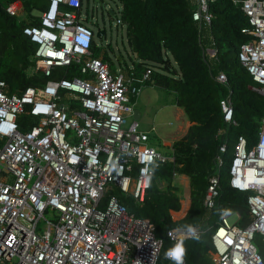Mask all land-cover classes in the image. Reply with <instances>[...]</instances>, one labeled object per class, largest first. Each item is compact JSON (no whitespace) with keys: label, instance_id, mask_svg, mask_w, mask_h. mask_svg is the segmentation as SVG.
<instances>
[{"label":"built area","instance_id":"1","mask_svg":"<svg viewBox=\"0 0 264 264\" xmlns=\"http://www.w3.org/2000/svg\"><path fill=\"white\" fill-rule=\"evenodd\" d=\"M18 1L7 5L11 14L20 9ZM191 1L192 18L199 26L210 24L212 0ZM232 1L248 18L242 31L249 38L240 44L239 60L253 79L251 88L264 96V0ZM38 15L40 23L25 25L23 32L37 46L30 71H41L46 82L10 92L0 79V264H157L163 241L154 222L129 210L113 191L142 202L154 166L174 159L172 143L164 149L149 144V131L133 116L132 97L143 85L133 82L149 78L151 68L138 78L94 56L95 30L85 22L90 13L82 0H47ZM204 48L215 57L214 41ZM73 63L82 75H59ZM215 77L227 80L224 71ZM219 104L224 122L236 123L230 97ZM24 114L36 122L22 129ZM226 147L224 141L219 145L217 164ZM229 183L247 192L250 220L239 224L237 211L231 223L232 211L222 208L211 232V264H264L254 241L256 233L264 241V115L251 147L244 134L237 136ZM219 191V174H211L207 208ZM178 228L167 229L172 241L180 237Z\"/></svg>","mask_w":264,"mask_h":264},{"label":"trees","instance_id":"2","mask_svg":"<svg viewBox=\"0 0 264 264\" xmlns=\"http://www.w3.org/2000/svg\"><path fill=\"white\" fill-rule=\"evenodd\" d=\"M14 1L17 0H0V79L7 82L10 92L22 91L29 85H42L47 80L41 71H30L37 46L23 32L25 25L40 23L38 13L45 8L47 0H19L21 8L11 14L7 5ZM120 3L118 16L126 26L130 63L121 52L114 54L110 42L108 48L112 50L102 51L93 39L92 54L108 61L111 69H116L118 61L127 74L138 78L151 68L149 78L135 79L133 83H149L173 91L175 103L183 108L190 123L172 142L174 159L154 166L151 185L142 202L129 193L113 191L129 210L154 222L155 234L163 241L157 264L170 262L164 253L176 242L169 238L167 229L186 224L203 226L199 241L185 240L187 264H211L214 249L211 232L222 208L240 212L238 223L241 225L250 220L247 192L229 183V166L237 136L244 134L251 147L264 115V96L251 88L253 79L238 57L240 44L249 38L242 31L248 18L232 0L210 2L213 17L209 26L216 48V66L218 72L224 71L227 77L223 83L216 79L218 72L214 73L206 58L200 26L192 18L195 5L191 0H120ZM84 4L88 10L82 0V6ZM108 13L112 14L109 10ZM59 75L82 74L79 65L73 63L64 66ZM225 95L233 103L236 123L226 124L223 120L219 100ZM19 121L24 129L31 127L36 118L24 114ZM222 127L225 131L220 135L218 130ZM223 141L227 147L222 153L223 161L217 164L215 157ZM175 173L189 177L190 199L185 214L176 219L171 211L181 209V199L178 185L173 181ZM214 173L219 174L220 191L215 205L207 208L203 198L209 176ZM258 237L256 233L254 241L264 259V244Z\"/></svg>","mask_w":264,"mask_h":264},{"label":"rangeland","instance_id":"3","mask_svg":"<svg viewBox=\"0 0 264 264\" xmlns=\"http://www.w3.org/2000/svg\"><path fill=\"white\" fill-rule=\"evenodd\" d=\"M84 2L90 13V16L85 21L87 25L95 31L99 27H103L106 30L102 37L94 35V39L100 44L102 51L112 50L108 48V42H110L113 46L114 54L121 52L127 62L130 63V57L128 56L130 48L127 41L126 26L116 21V14H118L121 4L120 0H84ZM16 4L21 8L20 1L16 2ZM109 6H112L115 10L111 15L108 13ZM96 22L99 23V26L95 24ZM200 34L203 45L206 48L212 47V33L208 23H200ZM206 58L214 73H217L216 58L209 53H206ZM121 66L116 61V67ZM135 108L141 110L138 127L149 131L148 143L155 147H166V144L169 143H163L165 140L172 142L179 137L181 130L184 131L188 126V120L186 121L187 117L183 108L175 103L174 92L162 87L149 83L143 84L140 93L136 96ZM181 109L182 112L180 111ZM129 119L131 121V117ZM180 126H182L181 129ZM173 181L179 185V195L182 199L181 207H185L189 194L187 188L181 182V174H176ZM174 215L177 216V214ZM235 219L236 216L231 212L228 216L229 222L233 223ZM258 236L259 242L264 244L262 235L258 234Z\"/></svg>","mask_w":264,"mask_h":264},{"label":"clouds","instance_id":"4","mask_svg":"<svg viewBox=\"0 0 264 264\" xmlns=\"http://www.w3.org/2000/svg\"><path fill=\"white\" fill-rule=\"evenodd\" d=\"M167 145L168 144H166V147ZM166 147H163V149ZM175 175L176 173L174 174V176ZM224 214H227V213L225 212ZM176 231H179L181 233L180 237L179 239L176 240V242L170 248L167 249V251L164 253V257L165 259L171 260L173 264H184V256L186 253L185 240L193 239V240L199 241L201 239V236L197 228L191 224L182 225ZM169 235H171V233H169Z\"/></svg>","mask_w":264,"mask_h":264},{"label":"crops","instance_id":"5","mask_svg":"<svg viewBox=\"0 0 264 264\" xmlns=\"http://www.w3.org/2000/svg\"><path fill=\"white\" fill-rule=\"evenodd\" d=\"M118 58H120V56H118ZM117 68V67H116ZM135 103H136V97H135ZM138 109V108H137ZM140 110V109H139ZM181 112H182V109L180 110ZM140 116H141V110H140ZM187 117V116H186ZM188 120V118L186 119V121ZM188 122V125H189V120L187 121ZM181 127L182 126H180V129H181ZM188 127V126H187ZM186 130V129H185ZM185 130L184 131H182L181 130V133H180V135L179 136H181L184 132H185ZM175 140V139H174ZM171 141H167V140H165L164 141V143H170ZM179 174H181V182H182V184H183V186L185 185V187L187 188V190H188V194H189V177L186 175V174H183V173H179ZM176 184V183H175ZM178 185V184H177ZM178 193H179V185H178ZM180 199H181V197H180ZM181 203H182V199H181ZM189 203H190V199L188 198V202H187V204L185 205V207H181V209L180 210H178V211H175V210H172L171 212H172V215H173V217L176 219V218H180V217H182L184 214H185V212H186V210H187V208L189 207ZM182 205V204H181ZM174 214H177V216H175Z\"/></svg>","mask_w":264,"mask_h":264},{"label":"water","instance_id":"6","mask_svg":"<svg viewBox=\"0 0 264 264\" xmlns=\"http://www.w3.org/2000/svg\"><path fill=\"white\" fill-rule=\"evenodd\" d=\"M109 11L113 14V13H114V9H113V7H109ZM105 32H106L105 28H103V27H99V28L95 31V35H96L97 37H102V36L105 34ZM133 116H134L135 118H139V117H140V110L136 108V109L134 110Z\"/></svg>","mask_w":264,"mask_h":264},{"label":"flooded vegetation","instance_id":"7","mask_svg":"<svg viewBox=\"0 0 264 264\" xmlns=\"http://www.w3.org/2000/svg\"><path fill=\"white\" fill-rule=\"evenodd\" d=\"M83 6H84L85 9H87L86 6H85V4H84ZM95 24H96L97 26H99V23H98V22H96Z\"/></svg>","mask_w":264,"mask_h":264}]
</instances>
